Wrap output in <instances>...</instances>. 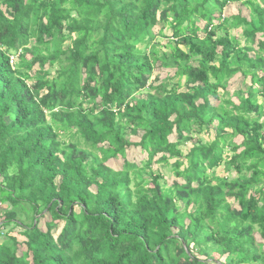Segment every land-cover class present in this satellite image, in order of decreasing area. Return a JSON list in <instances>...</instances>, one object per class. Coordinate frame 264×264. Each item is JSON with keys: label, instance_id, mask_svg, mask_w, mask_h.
Returning <instances> with one entry per match:
<instances>
[{"label": "trees", "instance_id": "16d2710c", "mask_svg": "<svg viewBox=\"0 0 264 264\" xmlns=\"http://www.w3.org/2000/svg\"><path fill=\"white\" fill-rule=\"evenodd\" d=\"M0 264H264V0H0Z\"/></svg>", "mask_w": 264, "mask_h": 264}, {"label": "rangeland", "instance_id": "374dc122", "mask_svg": "<svg viewBox=\"0 0 264 264\" xmlns=\"http://www.w3.org/2000/svg\"><path fill=\"white\" fill-rule=\"evenodd\" d=\"M237 10L239 11V10H241L240 12H242V14L244 15V16H247L248 15V9L247 8H244V7H242L241 5H239V4H237V5H234L233 7H231L230 8V11L232 12V13H234V12H237ZM226 11H227V9H226ZM230 11H228V12H230ZM230 12V13H231ZM229 15V14H228ZM169 32V31H168ZM168 35H169V33H168ZM159 40L161 41V43L162 44H166V41H163L162 39H160L159 38ZM29 58V57H28ZM168 71H162L161 73H160V79L161 80H164L166 77H167V75H168ZM155 76H153L152 78H151V80L154 78ZM242 81H243V78L242 77H240V76H236L235 78H233L230 82H229V84H228V87H227V92L229 93V94H232L236 89H238V88H240V86H241V83H242ZM151 92H153V91H151ZM223 94V92L221 91V95ZM224 97H226V95L224 96ZM231 96H228V98H230ZM140 135H141V133L139 134V136H135V137H132L131 138V142H133V143H136V142H139L140 141ZM205 137V139L206 140H212L213 138H214V133H212L211 135H206V136H204ZM241 138H238L237 139V142H241ZM189 148H191V144H190V142L187 144V145H185V146H183V149L186 151V150H188ZM127 157H128V159L129 160H132V161H134V162H137V163H139L140 161H141V159L143 158H145V154H143L142 152L140 153V149L139 148H136V147H131L129 150H128V152H127ZM171 163H173V161H171ZM121 164H122V162L121 161H114V162H112V161H110L109 162V166H111V167H113V168H115V169H118L119 168V166H121ZM156 167H158L161 171H162V173L163 174H165L167 177H166V179L168 180V183L170 184L174 179H175V176L171 173V169L170 168H166V167H163L162 165H155V167L154 168H156ZM217 173L218 174H220V175H224V173H223V168H219L218 170H217ZM236 176V173L235 172H233L232 174H231V178H234ZM43 229H45V227L43 228ZM59 231L60 230H57L56 231V235L59 233ZM17 235V231L15 232V233H13V236H16ZM19 237V240L20 241H22L24 238L22 237V236H18ZM260 241V239H259V237H258V242Z\"/></svg>", "mask_w": 264, "mask_h": 264}, {"label": "built area", "instance_id": "2783aa9c", "mask_svg": "<svg viewBox=\"0 0 264 264\" xmlns=\"http://www.w3.org/2000/svg\"><path fill=\"white\" fill-rule=\"evenodd\" d=\"M13 62H14V58L12 57V58H11V64H13Z\"/></svg>", "mask_w": 264, "mask_h": 264}]
</instances>
